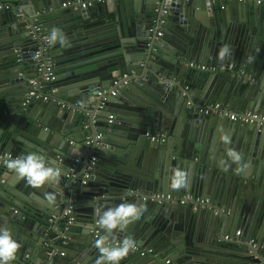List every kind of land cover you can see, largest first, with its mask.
I'll return each mask as SVG.
<instances>
[{
    "label": "water",
    "instance_id": "water-1",
    "mask_svg": "<svg viewBox=\"0 0 264 264\" xmlns=\"http://www.w3.org/2000/svg\"><path fill=\"white\" fill-rule=\"evenodd\" d=\"M6 1V6L0 1V155L40 151L62 169L58 183L35 187L0 168V225L10 227L20 243L14 264H24L25 254L33 264L36 259L97 264L94 209L133 200L146 204L139 220L110 235L101 229V236H132L141 247L172 255L177 264H264V131L188 106L190 99L204 100L264 113V0L233 1L228 9L202 0H139L131 7L126 0H107L87 10L65 6L77 0ZM164 9L178 27L167 25L163 32L156 25L151 31ZM36 25L43 31L34 37ZM54 28L70 46L49 43ZM47 42L56 81L43 80L33 57ZM192 62L217 70L194 68ZM232 63L235 70L229 69ZM241 70L256 82L241 77ZM124 74L130 76L127 84L120 80ZM32 78L43 87L42 96L25 104ZM22 82L24 92L10 90ZM65 82L74 89L65 93ZM186 85L190 97L183 95ZM100 88L119 92L98 112ZM113 111L116 118L109 124ZM11 112L22 119L3 123ZM146 131L166 139L152 142ZM99 133L101 140L86 144L88 136ZM94 153L97 163L89 170ZM176 171L185 173L179 187L172 185ZM128 191L133 194L122 201ZM155 193L208 197L220 210L157 204L149 199ZM69 208L72 214L66 216ZM71 216L74 223L67 229ZM75 224L84 226L78 242ZM239 228L242 235L236 236ZM254 237L260 246L250 243ZM120 264L164 262L129 251Z\"/></svg>",
    "mask_w": 264,
    "mask_h": 264
},
{
    "label": "built area",
    "instance_id": "built-area-1",
    "mask_svg": "<svg viewBox=\"0 0 264 264\" xmlns=\"http://www.w3.org/2000/svg\"><path fill=\"white\" fill-rule=\"evenodd\" d=\"M107 0H77L74 3L69 2L65 4V6L68 5H74L80 9L87 10L90 7L103 3ZM115 1H121V0H115ZM187 1H192V0H187ZM202 1H211V2H220L222 8H226L227 3L233 2V1H239V2H246V1H251V0H202ZM260 2V0H259ZM0 8H3V6H0ZM168 14V10L164 9L162 12V17L158 20L155 21L156 24H154V27L151 28V31L155 30V26H162L166 23V15ZM35 34L34 37L37 36L38 33H41L43 31L42 25H36L35 26ZM161 35L162 32H159ZM49 43L47 42L45 45L40 46L37 51L34 52L33 57L36 58L39 62V71L43 73V80L45 81H56L58 77V73L56 71V66L54 59L52 58L50 51H49ZM191 67L198 68L204 71H216L217 68L215 66L207 65V64H197V63H190ZM224 69V67H223ZM230 70H235L236 65L232 63L229 66ZM22 76L23 73H20ZM247 76L245 71L241 70V76ZM129 74H124L121 79H126L124 81V84H127L128 81L127 79L129 78ZM29 84L31 85V91H30V97L27 98V101L25 104H27L28 101L31 100L32 97H35L37 99L41 98L42 93L40 92V89L43 87L38 86V81L36 79H30ZM119 92L118 88H100L96 91L97 98L100 99L98 106H97V111H103L106 109L108 98L111 96L117 95ZM184 96H189L191 95V87L190 85H186L185 89L183 91ZM188 106L190 108H195L196 111L202 113V114H207V115H214L218 116L221 118H226L229 119L232 122H237L240 124H246V125H252L260 129L261 131H264V113L258 112L255 110H245V111H233L230 110L229 108L223 106L219 102H202V103H195L192 99L188 101ZM116 115L115 114H110L108 118L109 124H113L115 121ZM145 136L152 142H159V141H164L166 139L165 134H159V133H152L151 131H146ZM103 137L102 133H99L95 137L93 136H88L86 139V144L91 145L94 141L101 140ZM8 158H16L12 153H4L0 155V168H7L5 161ZM76 163H80L81 161V156L75 159ZM97 163V157L95 156V153L92 156L91 162L89 164V170L92 169ZM75 168L72 169L74 171ZM86 176H89L88 173H86ZM149 199L153 202H164V201H170L173 204H180V205H187L192 208L193 211H200L204 209H210L213 210L215 209L216 211H219L220 209L217 208L211 201L210 198L208 197H203L199 195H193V194H187L184 195L183 197H177L172 195H166V194H154L149 197ZM66 216H70L72 214V208H69L65 211L64 213ZM74 223V217H69L67 221V226L66 228L68 229L69 226L73 225ZM94 234L95 238H100L101 237V228L100 226L95 222L94 229L92 231ZM236 236L241 235V230H238L235 234ZM226 239H230L231 237L227 236L225 237ZM121 240V239H119ZM119 240H110V242H115ZM250 243L253 246H257L256 239H252ZM134 252L139 253L141 256H158L160 257L164 264H177L172 258L170 257H162L159 256V254L156 252V250L153 247H141L137 245V248ZM27 258L30 255H26ZM19 257H15L14 261L11 262V264H14L15 262L18 261Z\"/></svg>",
    "mask_w": 264,
    "mask_h": 264
},
{
    "label": "clouds",
    "instance_id": "clouds-1",
    "mask_svg": "<svg viewBox=\"0 0 264 264\" xmlns=\"http://www.w3.org/2000/svg\"><path fill=\"white\" fill-rule=\"evenodd\" d=\"M57 42L63 46H70L65 34L54 28L50 34L49 43L55 45ZM227 52L228 49L225 48L222 50L221 55L223 56ZM224 141L226 143L229 142V138L225 136ZM228 155L239 159L235 152H229ZM5 164L8 169L14 171L29 185L35 187L54 182L58 183L62 174L61 167L53 166L48 157L40 151H29L16 158H8ZM184 180L185 173L176 171L172 177L173 187L182 186ZM132 194L131 191L126 192L121 197V200L125 201L126 197ZM48 199L52 201L54 197L49 196ZM146 210V204L139 200L121 202L111 207L104 208L101 206L94 209L98 216L96 223L109 235L116 229L122 230L133 220H139ZM109 235H103L95 242L100 253L97 264H120V261L128 255L129 251H135L137 248V241L132 236H126L119 241L110 242ZM19 248L20 243L14 237L12 229L6 225H0V264H11Z\"/></svg>",
    "mask_w": 264,
    "mask_h": 264
},
{
    "label": "crops",
    "instance_id": "crops-1",
    "mask_svg": "<svg viewBox=\"0 0 264 264\" xmlns=\"http://www.w3.org/2000/svg\"><path fill=\"white\" fill-rule=\"evenodd\" d=\"M1 1V3H4L5 4V6H6V3H7V1L6 0H0ZM125 0H121V1H119V2H124ZM126 1H128V3H127V5H129L130 7L133 5H135V4H137V3H139V0H126ZM261 2V1H260ZM215 3H218V4H220V6H221V3L220 2H215ZM234 2H229V3H227V5H226V8L225 9H228L229 7H231V5L233 4ZM144 5H145V3H144ZM86 16H88L89 14H88V11H86V14H85ZM167 25H169V27H171L172 29H176L177 27H178V25H179V23L176 21V20H170L169 18H166V23L164 24V25H162V31L164 32V30L166 29V27H167ZM250 48V51L251 50H253L254 48L252 47V46H249ZM21 73H23L24 74V71H22ZM26 74V73H25ZM19 76H21V75H19ZM23 76V75H22ZM243 76V75H242ZM241 76V77H242ZM248 80H252V82H256V79H254V78H252L250 75H248L247 74V76H245ZM74 87V84H71V83H69V82H65L64 83V86H63V90H65L64 92L65 93H67V89L68 88H73ZM25 89H27V87H25V84H24V82H22V83H18V84H16L15 86H12L11 88H10V90L11 91H13L15 94H17V95H19L20 93H22V92H24V90ZM74 89V88H73ZM192 97H193V94H192ZM202 102H213V101H204V100H201V101H197V103H202ZM164 107V106H163ZM228 108V107H227ZM230 109V108H229ZM230 110H233V109H230ZM233 111H236V110H233ZM112 114H115L116 115V113L113 111V113ZM30 115L31 116H33V111L32 112H30ZM36 115H38V116H42L43 115V113H41V112H39V113H37ZM37 116V117H38ZM216 117H218V116H216ZM11 119V122H16V121H18V120H20V119H22V116H21V114L20 113H17V112H15V113H5L4 115H3V117H2V121H3V123H7V122H9V120ZM25 119H27L29 122H33V119H31L30 118V116H27V117H25ZM159 134H162V133H159ZM28 135V134H27ZM29 138H28V140H30L31 142H33V135H30L29 134ZM222 136L223 135H219V139H222ZM221 137V138H220ZM82 155V154H81ZM155 194H166V195H172V196H175V198H177V197H183V196H178V195H173V194H170V193H155ZM188 194H190V193H188ZM152 195H154V194H152ZM151 195V196H152ZM185 195H187V194H185ZM204 197V196H203ZM151 201V200H150ZM155 203H157V204H164V203H171L170 201H164V202H155ZM178 205H180V204H178ZM84 226L83 225H77V224H75L74 225V227H73V234H74V240L76 241V242H78V241H81L82 240V237H83V232H82V228H83ZM240 229V228H239ZM239 229H237V230H239ZM242 235V234H241ZM65 245H66V243H65ZM66 251V250H65ZM159 256H162L160 253H159ZM169 256H172V255H169ZM168 256V257H169ZM162 257H164V256H162ZM30 259H32L33 260V258L32 257H28L27 258V256H26V254L25 255H22V257H21V260L24 262V264H28L29 262V260ZM163 261V260H162ZM36 263L35 264H40V260H38L37 261V259H36V261H35ZM29 264H33V263H29Z\"/></svg>",
    "mask_w": 264,
    "mask_h": 264
},
{
    "label": "bare ground",
    "instance_id": "bare-ground-1",
    "mask_svg": "<svg viewBox=\"0 0 264 264\" xmlns=\"http://www.w3.org/2000/svg\"><path fill=\"white\" fill-rule=\"evenodd\" d=\"M214 204V203H213ZM252 239H256V242H257V246H260V241L256 238V237H254V238H252ZM251 239V240H252Z\"/></svg>",
    "mask_w": 264,
    "mask_h": 264
}]
</instances>
